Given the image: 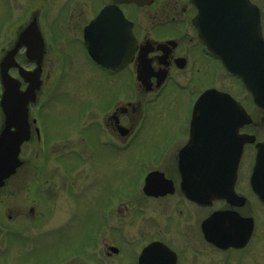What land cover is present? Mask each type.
<instances>
[{"label":"flooded vegetation","instance_id":"obj_1","mask_svg":"<svg viewBox=\"0 0 264 264\" xmlns=\"http://www.w3.org/2000/svg\"><path fill=\"white\" fill-rule=\"evenodd\" d=\"M85 1L88 3L82 4L84 0H65L61 4L59 15L62 16L64 25L70 24L76 17V13H81L82 10L91 12L92 7L94 10L97 9L95 0ZM249 1L260 9L264 34V5L258 0ZM99 2V5L103 3L102 8L112 4L113 0ZM119 7L133 22V31L137 40L134 56L126 65L113 70L97 64L89 56L84 43V29L96 17V11L82 26V34L75 35L84 47L87 57L106 73L108 91L113 87L116 90L119 88L118 93L108 96L104 105L94 100L85 105L82 117L76 120V123L81 121L84 115L91 119L89 125L83 126L82 134L83 141L90 147L91 159L95 158L96 152L102 150L101 148L107 155L114 151L116 155L127 154L130 148L137 145L149 126L153 129L148 136V146L142 150L139 157L138 164L142 170L133 183H139L140 189L134 191L131 188L123 195L127 200H138V196L142 195L145 201L157 202L156 207L160 206L159 212L163 215L165 223L159 226L153 238L139 243L140 252L135 255L132 264H192L187 257V253L191 251L198 257H203L210 251L214 259H217L214 264H249L245 257L255 239V230L245 247L222 248L214 244L212 240H222L223 245L228 241H239L238 235L225 234L239 230L240 226L235 228V225L239 224L235 212L244 217H251L252 215L246 211L245 207L250 201L258 203L250 186V178L257 142L264 140L257 135V128L264 125L263 113L259 117L252 113L253 98L244 87L242 79L227 70L221 58L212 52L209 43L198 33L194 22L198 9L194 0H153L143 6L119 3ZM32 23H36L45 36L39 14L33 13L25 25L19 29L16 37L10 41L8 48L2 50L4 54L0 60V111L2 113L0 134L6 126L2 109V97L5 91L1 77L2 63L4 58L16 48L22 32ZM44 39L46 43V38ZM46 45L40 65L41 85L36 90L34 99L28 102L27 122L30 139L21 146V165L18 169L26 164L23 153L31 147L38 149L40 154L48 152L49 138L45 111L49 93L45 91L43 77ZM14 57L18 65L12 66L9 72L19 80V88L15 87L14 95L23 99L30 83L21 76L20 67L29 71L34 70L37 67V61L29 58L28 45L24 43L15 51ZM68 63L69 59L62 56L58 65V70L61 71V83L66 75ZM220 92L227 93L240 102L248 111L250 122L243 125L236 124V121L246 116L232 115L229 108L222 109L226 110L228 115L209 114V111L213 109L209 108L208 95L211 93L212 96H216ZM205 95H207L206 102L202 103L204 114L197 115V102ZM219 110L215 107V112ZM95 112L96 114L100 112L101 115H96ZM12 130L16 131L17 127L13 126ZM215 133L218 136L233 133L235 136L256 137L255 142L244 143L243 159L235 185L236 194L247 200L244 205H237L238 199L230 202L217 200L212 204L201 205L189 199L184 192L182 186L184 178L193 176L192 169L208 168V163L203 162V154L209 153L207 146L213 141H209L208 136H213ZM227 143L232 144L236 141L229 137ZM184 149L186 154L182 155ZM61 150L60 153L64 157L66 153L64 145ZM248 152L252 157L246 173L244 162ZM68 154L79 162L86 160L83 152L78 150L73 149ZM135 160L131 161L132 164ZM92 161L94 160H91V163ZM186 168L189 171L184 173L183 170ZM152 172H158V175L152 182L153 193L149 194L146 189V175ZM245 190H248L247 194ZM45 192L46 188L41 190V193ZM114 197L113 194H109L106 201L99 207L100 219L95 223L92 232L94 240H96L97 232L102 234L104 239L105 233L110 231L114 209L123 217L122 220L128 218V216L124 217L128 213L132 216L134 214L133 207L125 202L119 201L115 208ZM134 203L140 215H144L145 209L142 207V202ZM31 212L32 214L35 212L33 208ZM216 212H221L222 217L216 219L212 227H204L205 222ZM172 220L175 224L170 223ZM209 232H211L210 236ZM14 233L0 225V255L7 251L1 242L2 238ZM15 234L20 235L21 232L17 231ZM121 234L124 235V232L121 231ZM151 244L155 246L148 249ZM112 246L117 247L118 250H112ZM105 248L108 249V257L121 254L120 248L116 245L106 244ZM108 259H105L104 264H107ZM63 261L60 260L56 264L72 262V260Z\"/></svg>","mask_w":264,"mask_h":264},{"label":"rangeland","instance_id":"obj_2","mask_svg":"<svg viewBox=\"0 0 264 264\" xmlns=\"http://www.w3.org/2000/svg\"><path fill=\"white\" fill-rule=\"evenodd\" d=\"M64 1L0 0V60L3 48H8L19 29L33 13L39 14L40 24L46 31L43 77L45 91L49 93L45 111L49 138L47 154H40L32 147L28 149L23 153L26 164L0 188V225L9 232H21L20 235L14 233L2 238L7 251L0 255V264H56L60 260H72L66 264H104L108 258L107 264H132L140 252L139 243L153 238L159 226L165 223L159 212L160 206L156 207L157 202L145 201L142 195L138 200H127L123 195L132 188L142 170L138 164L139 157L148 146V136L153 129L149 126L127 154L116 155L114 151L107 155L101 148L94 159L90 158V147L83 141L82 134L83 126L89 125L91 119L84 115L78 123L76 120L82 117L85 105L92 100L104 105L108 96L118 93L119 88L113 87L108 91L106 73L87 57L84 47L75 37L82 34V26L97 9L92 7L91 12L82 10L79 15L76 13L70 24L64 25L59 15ZM99 1L95 0L97 8ZM258 1L264 5V0ZM86 3L85 0L82 2ZM4 21L7 24L2 26ZM62 56L67 57L69 63L61 83L58 65ZM251 111L258 117L262 115L261 109L253 104ZM1 115L0 111V120ZM257 135L264 138V125L257 128ZM63 145L66 149L64 157L60 153ZM73 149L83 152L86 160L79 162L69 156ZM251 157L248 152L244 162L246 173ZM91 160L94 161L91 163ZM44 188L46 192L41 193ZM244 192L247 194L248 190ZM109 194L118 196L121 202L128 203L135 211L133 216L128 213L124 216L128 218L122 220L123 217L114 209L110 231L105 233L104 239L103 235H97L95 246H92L93 227L100 219L99 207ZM137 201L142 202L144 215L134 207ZM116 204L114 202V206ZM245 209L256 223L255 239L246 252L245 260L249 264H264V207L250 201ZM170 223L175 224V221ZM106 244L118 246L121 254L108 257ZM25 250L30 251L24 253ZM187 257L192 264H214L217 260L210 251L203 257L191 251Z\"/></svg>","mask_w":264,"mask_h":264},{"label":"water","instance_id":"obj_3","mask_svg":"<svg viewBox=\"0 0 264 264\" xmlns=\"http://www.w3.org/2000/svg\"><path fill=\"white\" fill-rule=\"evenodd\" d=\"M116 1H134L140 4L147 3L151 0H116ZM199 9V15L196 17L195 25L198 28L200 36L212 47L215 53L219 54L222 59H225L228 68L237 74H241L246 86L253 93L255 102L264 108V42L262 39V25L259 10L257 13L252 12L250 29L253 36V51L246 48L245 35L247 33L248 23L245 22V7H247L246 0H194ZM35 29V23L32 24L26 33H30ZM36 32L37 29H36ZM25 33V34H26ZM217 37L219 47L215 46L212 42V38ZM85 38L88 49L92 57L102 65L111 67L110 61L124 60L127 61L131 58L133 48V35L129 25V22L124 17L122 11L115 6L106 7L101 11L98 17L85 29ZM39 43V36H38ZM38 43L35 45L36 50L39 51V63L43 57V46ZM256 43V45H255ZM38 45V46H37ZM115 46V48H114ZM115 49V50H114ZM11 56L6 57L4 64L2 65V79L5 86V95L3 98V109L7 116L8 125H17L18 120L11 121V116L15 114V108L19 114L23 115V118L27 116V105L30 99H34L35 90L39 87L41 69L40 66L32 71H22L21 74L26 81L30 83L28 91L25 93L23 99L18 95H14L15 87L18 88L19 83L12 78L9 73V60ZM255 61L257 63H255ZM244 62H251L256 68V72L252 75L244 67ZM14 99V103L10 100ZM32 97V98H31ZM221 107H227L231 109L232 114L239 115V109L241 115H246L243 108L236 104L220 100ZM235 107V108H234ZM222 110H219L213 114H222ZM245 118L239 120V124L243 125ZM10 128L3 131L0 138V187L5 184V181L16 173L17 168L20 166L19 153L21 144L28 139L29 132L23 129H18L17 133L10 132ZM253 139V138H252ZM242 143L238 145V151L235 155L229 153L220 154L217 162L232 164L233 166H225L221 164L222 168L209 169L208 182L202 187V193L195 190L191 184L185 185L186 192L189 197L202 204L211 203L212 199L223 196L225 190L231 186L228 180L229 174L235 175L237 173L238 164L241 160V153L243 149ZM257 166L256 177L253 180V187L260 200L264 203V142L257 145ZM158 173H153L148 177L147 192L153 193V179ZM201 189V185H200ZM228 191V190H227ZM222 217V214L218 218ZM216 218V219H218ZM215 219V220H216ZM242 225V222L235 225V228ZM252 231V224L239 227L238 232H234V235H242L246 238L243 242H234L238 245H244L249 237L248 233ZM248 234V235H247Z\"/></svg>","mask_w":264,"mask_h":264},{"label":"bare ground","instance_id":"obj_4","mask_svg":"<svg viewBox=\"0 0 264 264\" xmlns=\"http://www.w3.org/2000/svg\"><path fill=\"white\" fill-rule=\"evenodd\" d=\"M116 208V207H115Z\"/></svg>","mask_w":264,"mask_h":264}]
</instances>
